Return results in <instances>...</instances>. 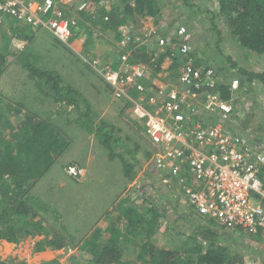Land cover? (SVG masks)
<instances>
[{"label":"rangeland","instance_id":"1","mask_svg":"<svg viewBox=\"0 0 264 264\" xmlns=\"http://www.w3.org/2000/svg\"><path fill=\"white\" fill-rule=\"evenodd\" d=\"M115 1L100 0L98 4L94 3L92 8L108 7L107 11H109ZM192 2L198 7L196 11L186 5L183 0H160L161 9L157 16L139 17L134 15L115 31L101 30L91 20L81 17V24L84 26L80 27L79 34L69 40L67 45L57 43L55 38L44 29L23 28L25 25L9 19V23L0 27L1 46L8 45L10 47L12 42L16 45H11L10 54L12 56L9 57L3 75L0 77V101L9 104L8 108L5 105L0 108V135L3 138L9 137L10 127L17 128L20 125L19 122L26 118L25 115L32 112L31 108H27L18 118L14 110L19 100L24 97L26 99L33 98L34 89L31 88L34 82L30 80L28 71L20 60L15 58L24 51L23 47H28L27 55L20 57L24 59L22 62L28 60L32 63L37 62L48 71L56 73L62 79L61 83H67L76 89L85 102L92 104L91 110L98 114L97 118L95 116V123L104 120L109 126L112 125L115 130H119L118 133L123 138L130 136L131 139L127 140V143L131 149L135 148V142L143 147L151 148L148 140L144 138L141 121L133 115L130 100L113 96L111 88L89 68L90 58L84 56L82 49L88 47L102 63L112 64L116 62V59L118 60L116 34L120 30L128 29L136 34L142 32L147 41L140 48L144 47L146 51H150L155 49L156 42L149 38L151 35L155 34L157 37L165 38L170 33L174 34L180 26H184L187 29L185 36L187 41H190L191 47L205 50L206 55L202 57V62L206 64L205 60H209L207 64L214 70L218 79L225 84H229V82L235 84L232 95L234 111L228 123L229 128L238 134L247 135L246 138L249 142L258 137L262 138L261 147H258L264 152V94L257 87L254 88L255 91H253L254 89L250 91L240 89L239 76L231 67V63H234L239 68L255 72L261 71L264 68V54H247L235 44L223 20L220 18L213 20L210 12H216L217 8L211 0ZM212 24L216 26V29L212 28ZM22 28L32 33L33 37L28 43L23 41L24 46L19 47L21 45L17 39L11 41L10 34L18 35L23 30ZM146 34L150 35L147 37ZM30 54L34 57H29ZM227 58H230L229 62ZM219 66H222L223 72L218 71ZM148 74H151L149 68ZM158 76L161 78L160 81L157 76H153L152 79L155 80L156 85L157 81L160 85L175 83L169 79L168 75L164 74L162 77L159 74ZM141 87L143 89H137L145 93V86L141 85ZM26 101L27 105L32 106L31 101ZM11 106L13 108H10ZM38 106L50 109L53 105L43 103ZM39 112L42 113L41 110ZM43 114L41 115L42 119L45 117ZM54 119L60 124L63 134L69 142L68 147L56 158L42 178L28 190V194L41 200L42 202L39 201V204L42 203V207L47 210L37 213L50 234L64 226L70 234L76 236V242H78L83 236L84 238L89 237V231L98 228L96 232L99 234L98 243L101 239L108 237L105 229L110 220L114 221L119 209L129 206L139 209L140 207L146 208L145 201L147 200L164 212L163 223L151 237V244L158 248H177L179 250L186 247L183 245L184 236L195 230L194 224L200 223L198 222L200 218L186 203L173 200L164 184L153 175L152 163L144 158L145 151L139 148L135 152L136 162H134L133 169L136 173L130 181L124 176L118 160L108 161L106 159V154L100 148L95 135L79 130L80 128L75 124H65V116ZM125 158L128 161L131 160L127 154ZM133 161L131 160V162ZM71 164L84 169L85 176L82 180L76 181L66 174L65 168ZM262 180L264 182V177ZM161 193L165 197L162 198ZM110 212L112 214L109 218L107 214ZM124 223L125 220H122L118 226L124 228ZM172 228L179 233L177 231L174 233ZM232 235L245 236L240 231H233ZM40 239L42 237H29L18 244L0 243L2 248L0 256L2 254L4 257L3 260L0 258V261L12 260L13 263L45 264L48 261L58 260L59 264H73L72 257L80 252L77 247L35 252L34 244ZM243 239L244 237L237 242L245 243ZM139 245L137 240L125 242V246L128 248L122 257V264H142L136 260ZM81 256L80 260L91 259V255L85 252H81Z\"/></svg>","mask_w":264,"mask_h":264},{"label":"trees","instance_id":"2","mask_svg":"<svg viewBox=\"0 0 264 264\" xmlns=\"http://www.w3.org/2000/svg\"><path fill=\"white\" fill-rule=\"evenodd\" d=\"M88 1L92 5L91 7L100 2V0ZM183 1L194 11L198 9L197 5L192 2L195 0ZM211 1L217 8L216 12H210L213 20L217 18L223 20L235 44L247 54H264V0ZM159 2L160 0H116L112 3L109 11L105 7H100L97 9L92 8L91 12L76 13L80 14L83 19L91 20L101 30L115 31L119 26L125 24L127 19L133 18L134 15L139 17L157 16L161 9ZM74 6L75 4L69 6V8L66 7L68 8L65 12L66 16L74 12ZM106 15L108 16L107 21L104 20ZM78 25L84 26L81 21L78 22ZM24 27L33 30L29 25ZM212 28L216 29V26L212 24ZM3 31L8 33L6 30ZM22 31L18 35L10 34L11 41L17 39L21 45L19 47L24 46L23 41L28 43L33 37L32 33L26 31V29ZM217 34H219L218 31ZM56 42L64 45L58 40ZM170 42L177 45L179 39L177 36H173L172 39L170 38ZM12 44L16 45L14 42ZM1 45L0 39V77L3 75L9 57L12 56L10 54L11 45L10 47ZM23 48L24 51L22 49V53H19L15 58L19 59L28 71L30 80L34 82L31 88L34 89V92H32V99L24 97L19 100L14 110L18 118L22 116V111L27 108H31L32 112L29 113L30 115H25L26 118L19 122L20 125L17 128L10 127L9 137L3 138L0 135V243L4 241L18 244L29 237H42L34 244L35 252L77 247L80 252L72 257L73 264H122V257L128 248V246H125V242L132 240H137L140 243L136 260L142 264H253L250 255L256 256L258 254L254 252L255 246L251 247L243 242L235 246L234 239L231 240L233 231L226 230L217 223L200 216L198 221L200 223L194 224L195 230L184 236L185 242L183 245L186 247L180 250L177 248L155 247L151 244L150 239L163 223L164 212L147 200L145 201L147 203L146 208L140 207L139 209L129 206L119 209L114 221L110 220L105 229L108 237L101 239L98 243L99 234L96 233L98 228H94V226L92 228L95 230L89 231V237L84 238L83 236L82 239H84L78 242H76V236L70 234L64 226H61V229L56 230L55 233L50 234L42 218H39L37 213L47 210L42 207V203L39 204V201L42 202L41 200L28 194V190L37 180L42 178L56 158L68 147L69 142L65 138L60 124L54 118L58 119L65 116V124H75L80 128L79 130L95 135L100 148L106 154V159L108 161L118 160L122 166L124 176L130 181L136 173L133 169L134 162H136L135 152L139 148L145 151L144 158L150 160V162L153 153L152 147H143L138 142H135V148L131 149L127 143V140L131 137L123 138L119 135V130H115L112 125L109 126L106 121L101 120L99 123H95V116L97 118L98 114L91 110L92 104L85 102L84 98L71 85L61 83L62 79L56 73L48 71L37 62L32 63L30 60L22 62L24 59L20 57H25L29 52L28 47ZM87 51L88 47L84 48L82 52L86 53ZM122 52L119 51V53ZM169 53L168 49L164 53H156V49L146 51L145 48H135L129 62L148 67L151 70L150 76L153 77L162 69V64ZM204 55H206L205 50H200L199 47H191L189 57L192 58L196 67H209L207 64L209 60H205L206 64L202 62ZM29 57H34V55L30 54ZM117 58L116 64L112 66L113 69L118 67L120 59L118 56ZM227 60L229 62L230 58H227ZM231 67L235 70V74L239 76L240 89L250 91L257 87L264 94V68L255 72L239 68L234 63H231ZM89 68L101 79L90 65ZM179 68L180 62L174 59L167 69L169 79L175 83H177ZM218 71L223 72L222 66L218 67ZM139 83L145 85V89L150 85L149 80H142ZM216 83L220 99L229 100L233 94L231 83L225 84L217 77ZM127 91L130 96L133 95L134 99L140 94L145 95L135 86L127 87ZM26 100L31 101L32 106L27 105ZM43 103H51L53 106L50 109L38 106ZM4 105L6 108L9 107V104L0 101V108ZM10 108H13V106ZM39 109L44 113L45 117L43 119ZM143 134L145 136L144 130ZM144 138L147 139L146 136ZM254 142H252L253 146L256 143H261L260 138H255ZM126 154L134 161H128L125 158ZM263 177L264 169L261 168L259 178L264 187ZM161 197H165L164 194L161 193ZM261 203L264 206V199ZM110 214L112 213L107 214L109 218L111 217ZM122 220H125L124 228L118 226V223ZM172 231L176 233L177 230L172 228ZM177 233L179 232L177 231ZM93 235H95V238H93ZM255 236L257 235L251 237ZM253 240L255 241L257 238H253ZM81 252L90 254L91 259L88 261L80 260L82 257ZM0 264L24 263H13L12 260H6L0 261ZM45 264H59V262L58 260H52Z\"/></svg>","mask_w":264,"mask_h":264},{"label":"built area","instance_id":"3","mask_svg":"<svg viewBox=\"0 0 264 264\" xmlns=\"http://www.w3.org/2000/svg\"><path fill=\"white\" fill-rule=\"evenodd\" d=\"M73 4L77 12L92 11L88 0H0V27L12 19L44 29L67 44L78 27L76 16L65 13ZM186 33L184 26L176 30L177 45L157 37L156 53L168 49L167 60L180 62L177 83L154 84L143 65L129 62L128 52L121 54L116 69L100 65L98 59L91 66L115 98L130 100L152 147L153 175L173 200L186 203L196 215L226 230L257 235L264 231V187L259 178L264 152L229 128L234 98L221 100L214 70L194 65ZM131 43L132 36L123 32L119 47L125 50ZM142 80L151 82L147 97L134 99L127 87L141 90ZM65 172L76 181L85 176L76 165H68Z\"/></svg>","mask_w":264,"mask_h":264},{"label":"crops","instance_id":"4","mask_svg":"<svg viewBox=\"0 0 264 264\" xmlns=\"http://www.w3.org/2000/svg\"><path fill=\"white\" fill-rule=\"evenodd\" d=\"M125 31H128L129 33H131V35L133 34L135 37H136V39H138V41H134V42H136V43H134L135 45L132 47V49L134 50L135 48H140V46H142V45H145V43H146V41H147V39H142L143 38V36L144 37H146L142 32L141 33H138V34H136L135 32H133V31H131V30H128V29H124ZM116 35H118V34H116ZM147 35V34H146ZM141 37V38H140ZM140 38V39H139ZM80 47V45L78 44V48ZM155 47V46H154ZM142 48H144V47H142ZM82 49V48H81ZM92 53H94L93 51H91ZM112 64H116V62L115 63H112ZM169 65H170V62H169V60H165L164 61V63L162 64V69H160V71H162V72H160V75L163 77L164 76V74H165V76H167L168 75V71H167V69H168V67H169ZM240 134H242V133H240ZM243 136H244V134H242ZM247 135H245V137H246ZM247 139V138H246ZM254 140L252 139V142H253ZM260 141L262 142V138H260ZM252 142H249V143H252ZM257 145L256 146H260V144L261 143H256ZM251 145H253V143L251 144ZM261 147V146H260ZM245 236H243L244 237V241H245V243L247 242V244H249L251 247H253V246H255L256 248H255V250H254V252H256V253H258L256 256H253V255H250L251 256V261L253 260V264L255 263V264H264V231H262L260 234H257V236H255V237H251V236H253V235H251V236H249V235H246V234H244ZM231 237H232V239L231 240H233L234 241V245L235 246H238L239 244H241V243H238L237 241H240L241 240V238H243V237H241V236H239V235H231ZM247 237H251V238H247ZM253 238H257V240H253ZM237 240V241H236ZM1 243H7V242H1ZM7 244H10V243H7ZM12 245V244H11ZM0 249H2L1 248V246H0ZM240 252V251H239ZM0 258L3 260V256H2V254H1V256H0Z\"/></svg>","mask_w":264,"mask_h":264},{"label":"clouds","instance_id":"5","mask_svg":"<svg viewBox=\"0 0 264 264\" xmlns=\"http://www.w3.org/2000/svg\"><path fill=\"white\" fill-rule=\"evenodd\" d=\"M74 9V12L73 13H70V14H68V16H76V18H77V29L76 30H74V36L75 35H78L79 34V30H80V27L81 26H79L78 25V22L79 21H82L81 20V16H80V14H78V13H76L77 11L75 10V8H73ZM107 9H108V7H107ZM94 17V16H93ZM7 23H9V22H7ZM123 32H126V33H128L130 36H132V39H133V41H136V37L132 34L131 35V33H129L128 31H125L124 29H123V31H119L118 32V35H116L117 36V47H116V49L118 50V52H117V54H119L118 55V57H119V59H120V56H121V54H123L124 52H128L129 53V58H130V56H131V54H132V52H133V49H132V47L135 45L134 43H136V42H134V43H131L128 47H127V49H121L120 47H119V41H120V39H121V36H122V33ZM150 35V34H149ZM149 35H147V37L149 36ZM175 35V33L174 34H168L165 38H163V39H165V40H169V43H171L170 42V38L172 39V37ZM74 36L71 38V40L74 38ZM176 36V35H175ZM141 38V37H140ZM139 38V39H140ZM150 39H152V40H156V42H155V49H156V44H157V36L155 35V34H153V35H151L150 37H149ZM161 38V37H160ZM142 39H146V37H144L143 36V38ZM68 44V43H67ZM67 44H65V45H67ZM171 44H173V43H171ZM115 49V50H116ZM84 50V48L82 49V51ZM119 51H123L122 53H119ZM83 53V52H82ZM84 54V56H86V57H89L90 59H89V62H88V64L91 66V62L94 60V59H98L99 60V62H100V65H104V64H110V63H102L101 62V60L99 59V57L96 55V54H94V53H92L91 52V50L90 49H88V51L86 52V53H83ZM96 55V56H95ZM88 61V60H87ZM111 66H113V65H115V64H110ZM120 66V60H119V62H118V67ZM144 66V65H143ZM92 67V66H91ZM117 67V68H118ZM145 67V66H144ZM146 68V67H145ZM146 71H147V73H148V68H146ZM160 72H162V71H159L158 73H157V77H158V79H159V81H160V77L158 76L159 74H160ZM98 74V73H97ZM148 76H149V78H151V80L153 79V77H151L150 76V74H148ZM152 82H155V80H152ZM150 84H151V82H150ZM155 84V83H154ZM157 85H158V81H157ZM142 86H145V85H142ZM71 165H73V164H71ZM67 167V166H66ZM79 167V166H78ZM81 168V167H80ZM66 169V168H65ZM84 170V169H83ZM85 172V171H84ZM198 216V215H197Z\"/></svg>","mask_w":264,"mask_h":264},{"label":"flooded vegetation","instance_id":"6","mask_svg":"<svg viewBox=\"0 0 264 264\" xmlns=\"http://www.w3.org/2000/svg\"><path fill=\"white\" fill-rule=\"evenodd\" d=\"M195 214V213H194Z\"/></svg>","mask_w":264,"mask_h":264}]
</instances>
